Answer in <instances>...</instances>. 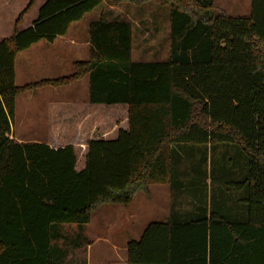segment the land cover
Masks as SVG:
<instances>
[{
	"label": "trees",
	"instance_id": "obj_1",
	"mask_svg": "<svg viewBox=\"0 0 264 264\" xmlns=\"http://www.w3.org/2000/svg\"><path fill=\"white\" fill-rule=\"evenodd\" d=\"M34 1L0 40V264H86L68 258L67 244L79 243L62 224L81 227L98 205H127L152 184L168 186V213L127 241V264H264V0H250L245 16L213 0H160L169 25L160 60L134 59L132 20L100 13L71 73L17 85L19 50L103 0H45L34 22L59 29L18 31ZM83 77L89 102L126 104L127 128L87 140L80 169L73 144L10 136L18 94Z\"/></svg>",
	"mask_w": 264,
	"mask_h": 264
},
{
	"label": "rangeland",
	"instance_id": "obj_2",
	"mask_svg": "<svg viewBox=\"0 0 264 264\" xmlns=\"http://www.w3.org/2000/svg\"><path fill=\"white\" fill-rule=\"evenodd\" d=\"M30 0H0V40L4 37L11 35L14 32V24L18 14L28 4ZM45 0H35L31 7L23 14L22 18L18 22L16 29L21 31L26 28L29 23L32 22L38 15V11ZM215 9H221L227 14L232 16L248 15L250 12V0H213ZM114 10L117 13L116 16L120 18L126 17V12L130 14L132 18H137L139 15L137 9H155L157 11L151 14L152 17L157 18L156 22H150L149 27L154 29V35L156 37L155 47L160 51H168V6L162 4L160 0H149L140 5H136L130 2H121L114 4ZM109 2L103 0L90 10L84 11L81 21L87 22L99 17L100 13H106L109 11ZM122 12H121V11ZM112 11V10H111ZM111 13V12H110ZM111 16L112 13H111ZM139 28L133 30V54L134 58L140 59L137 55V49L140 45ZM78 33V32H77ZM81 33V31H79ZM150 33V32H149ZM55 37L51 38L54 40ZM40 40V41H39ZM37 41V48L28 47L23 48L15 58V70H16V84H23L28 81L37 80L44 77H57L67 75L73 71L71 63L58 62L53 57L46 55L41 50L42 43H50L48 48H52L50 40L47 38H39ZM41 48V49H40ZM88 52L85 51L79 59L87 57ZM45 59V60H44ZM86 77L72 83L58 86L56 90H52V87H42L38 90L36 95L30 103V110H24L26 114L25 121L30 120L32 125L30 128L35 127V123L44 127L48 120V116L53 112L54 106L59 100L69 102V105L75 103L78 107L77 112L81 109L79 105L82 104L83 98L86 96ZM26 95V94H25ZM25 95H21L24 97ZM19 98V103H24L22 98ZM89 104V102H88ZM105 105V106H101ZM101 107L92 111L93 119H97L98 123L92 132V136L100 137L104 131L108 130L109 121L107 118L106 104H100ZM83 107V104H82ZM23 109V108H22ZM100 116V117H99ZM99 117V118H96ZM84 122L86 125L88 122ZM30 121L26 122L29 123ZM23 123V125H24ZM21 126V128H27V126ZM50 126L47 127L49 129ZM48 131L42 135H47ZM34 136V135H32ZM105 136H108L107 134ZM43 137V136H39ZM86 137H89V135ZM64 141H60L63 143ZM58 143V142H57ZM59 144V143H58ZM77 162L76 169H80L84 164L82 157L83 150L79 144H76ZM209 174L207 177L208 182V194L210 193ZM215 190V189H213ZM217 193V192H216ZM169 188L166 184H152L150 185L149 196L145 195L141 191L135 192L132 200L127 204H121L116 202H107L98 205L91 214L90 220L79 227L75 223H63V234L67 236V239L71 240L73 237L78 240V247L73 248L71 243H68L70 253L68 258L79 261L83 257L86 260V264H109L115 258V250H113V244L120 247L125 243V240L136 239L139 237L140 232L144 229L146 224L150 221H161L167 215L169 208ZM119 219L121 222L117 223L116 229L114 226V220ZM78 233L76 237V234ZM58 242H62L59 240ZM65 242V241H64ZM88 243V244H87ZM86 247V249H85ZM118 251V250H117ZM118 254V252H117Z\"/></svg>",
	"mask_w": 264,
	"mask_h": 264
},
{
	"label": "crops",
	"instance_id": "obj_3",
	"mask_svg": "<svg viewBox=\"0 0 264 264\" xmlns=\"http://www.w3.org/2000/svg\"><path fill=\"white\" fill-rule=\"evenodd\" d=\"M114 6L115 5L109 4V7H108L109 11L105 13L107 17L109 18L116 17L117 13H115L116 11H113ZM135 9L138 10V13H139L136 19L129 16L130 14H128L127 12L125 14H126V17L131 19L132 22L134 23V29L137 28V26L138 27L140 26L139 28L140 45H139V48L137 49V55L141 57L140 60H160V59L166 58L168 51L165 50L164 52H162L158 48L155 47L156 37L154 35V29H151L148 26L150 22L157 21V18L152 17L151 14L154 11H157L158 9L157 8L155 9L154 8L153 9L135 8ZM110 12L112 13L113 16H111ZM82 15L78 18L70 20L66 24L65 30L59 33H55L52 36V37H55L54 40H52V42H51V38L48 39L50 40L51 45L53 44L52 48L47 49L50 43L46 44V41H45V44L42 43L41 46L43 48L42 49L40 48V49L43 51L45 56L49 55L58 62H67V63H71V65L73 61L75 60H84L88 58V55H89L88 24L91 20L87 22L81 21ZM35 19H33L32 22L26 26V28H33V29L40 28V29L46 30V29H49V26L53 24V23H49V24L43 23L42 21L34 22ZM59 25L60 23L53 24L55 28H58ZM79 31H81V33H79ZM42 34L47 35V33H42ZM39 41L31 43L29 47L25 50H28L34 47L37 48V44ZM22 51L19 50L16 53L15 58L17 54H19ZM85 51L88 52L87 57L83 59H79L78 57H80V55H82ZM132 55L134 58L133 48H132ZM15 58H14V73H15V78H16L17 73L15 70ZM136 60H139V59H136ZM86 83H87L86 96L83 98V101H82L83 107H82V104L79 105V108L80 109L82 108L81 109L82 113H80V111L77 112L78 107H76L75 103L69 105V102L67 99L65 101L59 100V102L54 106L53 112L50 115V117L48 116V120L46 121V124L43 125L44 126L43 128L36 123H35L34 128L32 127L30 128V126L32 125L31 119L25 121L24 123V120L26 119L25 116L27 114L24 112V110L26 109L30 110V103H32L33 97L36 95L38 90L42 89V87L29 90V91H25V92L18 94L15 97V109H14V115L11 121L10 136L14 137L18 141L46 142L50 146H61V145H65L68 143L73 144L74 146H77L76 144H79L81 147V150L84 151L87 140L92 139V138H98L96 136H92V132L98 123L97 119H93L92 111H94L95 109L101 106H105V105L100 106V104H103V103L89 102L88 100V78L86 79ZM17 85H21V84H17ZM52 90H56V87H52ZM21 95H25V96L21 97ZM20 97L24 100V103L23 102L19 103ZM106 105L111 106V107L106 106L107 111H108L107 118L109 121V125H108L109 127H108V130L104 131L105 133H102L100 137L113 138L116 136L117 130L119 128H123V129L127 128V106L125 103H114V104H106ZM99 117H96V118H99ZM86 119L88 120L87 121L88 123L84 125V122L86 121ZM28 121L30 122L26 123ZM22 125L27 126V128H21ZM48 126H50L49 129H47ZM43 131L44 133L48 131L47 135H44V134L42 135ZM86 134L87 136L89 135V137H86ZM106 134L108 136H105ZM39 136H43V137H39ZM60 141H64V142L60 143ZM119 222L121 221L115 218L114 220L115 229H116L117 223ZM142 231L140 232V235ZM127 241L125 240V243L121 244L120 247H118L116 244H113L112 248L113 250H115L114 251L115 258L109 264H127L126 262V243Z\"/></svg>",
	"mask_w": 264,
	"mask_h": 264
}]
</instances>
